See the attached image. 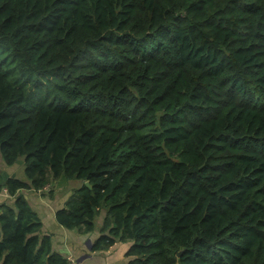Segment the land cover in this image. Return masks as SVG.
Wrapping results in <instances>:
<instances>
[{
    "label": "trees",
    "instance_id": "16d2710c",
    "mask_svg": "<svg viewBox=\"0 0 264 264\" xmlns=\"http://www.w3.org/2000/svg\"><path fill=\"white\" fill-rule=\"evenodd\" d=\"M0 264H70L21 191L125 264H264V0H0Z\"/></svg>",
    "mask_w": 264,
    "mask_h": 264
},
{
    "label": "crops",
    "instance_id": "0c3cea01",
    "mask_svg": "<svg viewBox=\"0 0 264 264\" xmlns=\"http://www.w3.org/2000/svg\"><path fill=\"white\" fill-rule=\"evenodd\" d=\"M23 159L7 166L0 160V187L7 178H24ZM84 184L80 180L59 179L42 191H21L30 208L36 213L42 224V234L50 235L52 249L66 257L70 264H125L127 258L124 253L128 243L116 242L105 251H91L94 240L98 237V228L101 226L104 211L95 219V230L90 234H80L76 230H68L60 226L55 220V213L62 208L69 195ZM13 204V198L4 190H0V204ZM72 262V263H71Z\"/></svg>",
    "mask_w": 264,
    "mask_h": 264
},
{
    "label": "water",
    "instance_id": "95a60500",
    "mask_svg": "<svg viewBox=\"0 0 264 264\" xmlns=\"http://www.w3.org/2000/svg\"><path fill=\"white\" fill-rule=\"evenodd\" d=\"M84 185L87 187H90V185L88 184V182H84Z\"/></svg>",
    "mask_w": 264,
    "mask_h": 264
},
{
    "label": "rangeland",
    "instance_id": "374dc122",
    "mask_svg": "<svg viewBox=\"0 0 264 264\" xmlns=\"http://www.w3.org/2000/svg\"><path fill=\"white\" fill-rule=\"evenodd\" d=\"M91 251H92V250H91ZM68 261H69V260H68ZM69 262H70V261H69ZM73 262H74L75 264H77L76 262H79V261H76V262H75V261H73ZM71 263H72V262H71ZM81 263H83V264H84V262H81Z\"/></svg>",
    "mask_w": 264,
    "mask_h": 264
},
{
    "label": "built area",
    "instance_id": "2783aa9c",
    "mask_svg": "<svg viewBox=\"0 0 264 264\" xmlns=\"http://www.w3.org/2000/svg\"><path fill=\"white\" fill-rule=\"evenodd\" d=\"M47 187H48V186H47ZM47 187H45V189H46Z\"/></svg>",
    "mask_w": 264,
    "mask_h": 264
}]
</instances>
